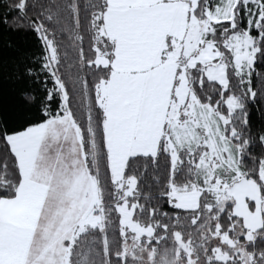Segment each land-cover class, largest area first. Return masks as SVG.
I'll return each mask as SVG.
<instances>
[{"label": "snow or ice", "instance_id": "obj_1", "mask_svg": "<svg viewBox=\"0 0 264 264\" xmlns=\"http://www.w3.org/2000/svg\"><path fill=\"white\" fill-rule=\"evenodd\" d=\"M0 264H264V0H0Z\"/></svg>", "mask_w": 264, "mask_h": 264}]
</instances>
